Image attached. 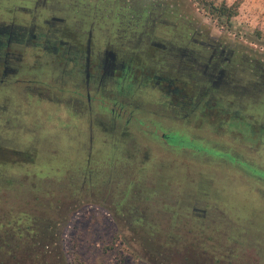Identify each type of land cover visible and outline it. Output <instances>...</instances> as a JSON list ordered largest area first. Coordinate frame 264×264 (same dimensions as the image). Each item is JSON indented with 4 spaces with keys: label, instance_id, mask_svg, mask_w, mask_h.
<instances>
[{
    "label": "rangeland",
    "instance_id": "rangeland-1",
    "mask_svg": "<svg viewBox=\"0 0 264 264\" xmlns=\"http://www.w3.org/2000/svg\"><path fill=\"white\" fill-rule=\"evenodd\" d=\"M104 1L119 2L49 6L68 44L92 22L94 40L132 56L128 80L156 74L176 93L161 97L163 80L92 84L88 108L62 60L28 56L24 81L0 90V250L52 264H264V0H120L117 25ZM233 1L228 19L212 9ZM193 39L224 58L217 86Z\"/></svg>",
    "mask_w": 264,
    "mask_h": 264
},
{
    "label": "flooded vegetation",
    "instance_id": "flooded-vegetation-1",
    "mask_svg": "<svg viewBox=\"0 0 264 264\" xmlns=\"http://www.w3.org/2000/svg\"><path fill=\"white\" fill-rule=\"evenodd\" d=\"M114 3L115 6L112 9L105 7L108 4L106 1L101 5L111 14L110 18L112 17L114 24L117 25L125 21L123 17L127 6L120 3V0L118 3L116 1ZM106 17H108L107 14ZM93 27L92 22H89L84 29L75 33L74 42L68 44L67 40L63 38V34L69 30L66 16L60 11L58 14L51 11L49 0H0V90L11 84L24 81L21 77L28 72L26 69L30 63L27 57L37 54L44 58L62 60L60 77L66 73L69 75L65 76L70 79L72 77L73 80L80 77L85 85L84 98L88 108L91 101L89 86L92 84H94V90H99L105 83L114 82L117 86L124 87V91L129 93L137 91L138 88L158 90L160 89L159 82L163 80L168 83L165 85V97L162 95L161 97L167 98L169 93H176L175 86L169 89L173 80L162 78L156 74L145 75L140 78L139 82L128 80L126 76L129 66L133 63L132 56L124 58L123 53L117 56L115 51L106 45L107 43L103 44L101 39L94 40ZM148 44L159 46L155 42ZM191 44L197 46L195 51L198 53L206 52L208 54L200 65L204 70H207L210 64L214 66L216 76L209 79V85L217 86L220 81L217 78H220L221 72L224 70V58L219 59L217 54L215 56L214 53H208L207 49H210V44L206 45L203 41L193 39ZM112 110L114 109L112 108ZM112 115L118 117L120 112L117 110ZM245 124L248 125V123ZM173 133L165 134L163 132L162 135L168 140L171 139L170 142L179 143L172 136ZM189 145L192 149H201L192 143ZM215 154L224 155L222 151H215ZM241 163L245 165L246 162ZM253 173L255 174V171ZM256 173L260 174L259 171Z\"/></svg>",
    "mask_w": 264,
    "mask_h": 264
},
{
    "label": "trees",
    "instance_id": "trees-1",
    "mask_svg": "<svg viewBox=\"0 0 264 264\" xmlns=\"http://www.w3.org/2000/svg\"><path fill=\"white\" fill-rule=\"evenodd\" d=\"M197 1L200 2L201 0H197ZM237 4H238L237 1H233L229 5L220 3L218 6H214L212 9L219 16H224L226 19H228L236 13ZM172 136L174 137V139L179 141V143H183L187 141V137L181 135L179 132H174ZM192 144L195 145L197 148H201V146L198 143L192 142ZM10 252L8 251L0 252V264H52L51 262H48L47 252L43 250H36V251L32 249H26L24 251L19 250L17 251L18 254L12 253V251Z\"/></svg>",
    "mask_w": 264,
    "mask_h": 264
}]
</instances>
